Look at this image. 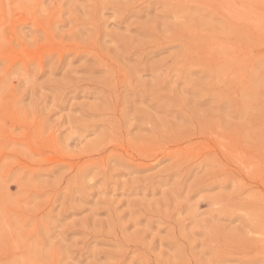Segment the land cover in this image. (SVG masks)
I'll return each mask as SVG.
<instances>
[{"label":"rangeland","instance_id":"1","mask_svg":"<svg viewBox=\"0 0 264 264\" xmlns=\"http://www.w3.org/2000/svg\"><path fill=\"white\" fill-rule=\"evenodd\" d=\"M0 264H264V0H0Z\"/></svg>","mask_w":264,"mask_h":264},{"label":"bare ground","instance_id":"2","mask_svg":"<svg viewBox=\"0 0 264 264\" xmlns=\"http://www.w3.org/2000/svg\"><path fill=\"white\" fill-rule=\"evenodd\" d=\"M226 133V132H225Z\"/></svg>","mask_w":264,"mask_h":264}]
</instances>
